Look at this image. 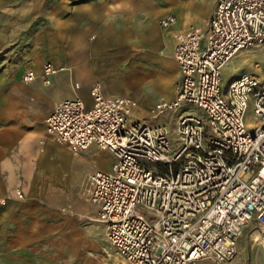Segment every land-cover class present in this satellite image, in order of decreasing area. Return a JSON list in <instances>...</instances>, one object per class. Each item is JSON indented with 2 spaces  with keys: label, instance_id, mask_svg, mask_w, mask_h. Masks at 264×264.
Here are the masks:
<instances>
[{
  "label": "built area",
  "instance_id": "1",
  "mask_svg": "<svg viewBox=\"0 0 264 264\" xmlns=\"http://www.w3.org/2000/svg\"><path fill=\"white\" fill-rule=\"evenodd\" d=\"M175 38L173 99L141 114L136 99L95 83L89 100L56 103L46 128L75 152L95 145L111 153L110 167L89 177L90 197L106 240L125 261L227 264L248 223L264 248V78H222L235 54L264 42V0H216L206 28L193 25ZM56 71L46 62L44 81ZM190 104L200 110L179 111L171 143L167 127L151 119ZM248 109L255 123L247 122Z\"/></svg>",
  "mask_w": 264,
  "mask_h": 264
},
{
  "label": "crops",
  "instance_id": "2",
  "mask_svg": "<svg viewBox=\"0 0 264 264\" xmlns=\"http://www.w3.org/2000/svg\"><path fill=\"white\" fill-rule=\"evenodd\" d=\"M215 2L0 0V264H96L95 253L107 247L95 227L109 242L89 177L110 167L101 166L97 151L108 152L110 162L112 155L95 145L71 150L48 132L46 118L65 98L89 100L95 83L110 94L124 89L149 113L161 99H173L180 77L175 33L206 28ZM171 14L174 21L160 23ZM46 62L57 69L49 82L42 75ZM27 70L36 77L25 80ZM60 85L66 94L55 96ZM62 152L95 155L84 190L61 176ZM237 247L227 264L243 263Z\"/></svg>",
  "mask_w": 264,
  "mask_h": 264
},
{
  "label": "rangeland",
  "instance_id": "3",
  "mask_svg": "<svg viewBox=\"0 0 264 264\" xmlns=\"http://www.w3.org/2000/svg\"><path fill=\"white\" fill-rule=\"evenodd\" d=\"M241 72H252L258 75L261 78H264V42L258 45H255L248 49L240 50L234 57L228 62V64L222 69V78L224 83H226L230 78L238 75ZM228 83V82H227ZM65 86H56L57 90L55 91V96L66 94L64 90ZM124 96H130L129 92L124 89L119 93H114ZM134 98V97H132ZM149 109V108H148ZM148 109L140 107L141 114L149 113ZM192 110L198 112L200 109L195 105H185L184 107H178L172 110H164L157 117L151 119L152 122L158 124H164L168 129V137L171 143L176 142L177 134L175 129V119L180 110ZM149 115V114H148ZM247 122L255 123L256 119L252 114L251 109H248L247 113ZM98 159L102 161V167L110 166V154L106 151L100 153L96 152ZM57 163L60 165L61 176H63L69 185L84 190L86 182V172L92 170L96 165L95 155L86 154V157L77 159L75 156L68 155L65 152L60 153ZM85 164L83 167L78 166L77 163ZM62 177V178H63ZM20 190L16 189V194L21 197L18 192ZM21 192V191H20ZM86 206L91 212L95 211L96 205L91 200H86ZM253 223H248L245 225L244 229L241 231L238 237L239 251L243 256L242 264H251L253 260H257L260 264H264V251L258 242V231L256 228H252ZM95 231L98 233V238L101 239V244L106 245L102 253L97 251L95 253L96 264H130L125 261L116 249L109 243L103 241L100 233L102 230L99 227H95ZM83 255V254H82Z\"/></svg>",
  "mask_w": 264,
  "mask_h": 264
},
{
  "label": "bare ground",
  "instance_id": "4",
  "mask_svg": "<svg viewBox=\"0 0 264 264\" xmlns=\"http://www.w3.org/2000/svg\"><path fill=\"white\" fill-rule=\"evenodd\" d=\"M258 237H256V239H257Z\"/></svg>",
  "mask_w": 264,
  "mask_h": 264
}]
</instances>
